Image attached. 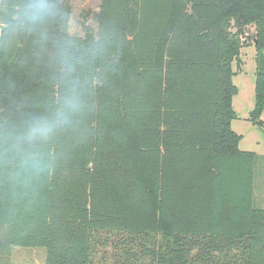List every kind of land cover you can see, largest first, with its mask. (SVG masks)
<instances>
[{
    "label": "trees",
    "instance_id": "1",
    "mask_svg": "<svg viewBox=\"0 0 264 264\" xmlns=\"http://www.w3.org/2000/svg\"><path fill=\"white\" fill-rule=\"evenodd\" d=\"M71 14L0 0V264L12 247L46 264H264L258 157L231 129L245 38L263 126L264 0H100L82 35Z\"/></svg>",
    "mask_w": 264,
    "mask_h": 264
},
{
    "label": "rangeland",
    "instance_id": "2",
    "mask_svg": "<svg viewBox=\"0 0 264 264\" xmlns=\"http://www.w3.org/2000/svg\"><path fill=\"white\" fill-rule=\"evenodd\" d=\"M69 1L72 9L70 20V33L79 35L82 33V22L85 21V10L77 0ZM245 36L253 34V27H247ZM244 38H242L243 40ZM244 44L240 51V67L237 69L233 63L236 75L233 84L237 88V94L232 99V108L236 113V119L231 123L234 133L241 136L238 147L241 151L253 152L257 155L256 178L254 187V200L256 204L264 207V110L261 114L262 127L256 126L249 120V114L254 109L255 103V48L252 41L243 40ZM107 253L112 250L107 249ZM9 260L12 264H46V251L42 248L12 247Z\"/></svg>",
    "mask_w": 264,
    "mask_h": 264
},
{
    "label": "crops",
    "instance_id": "3",
    "mask_svg": "<svg viewBox=\"0 0 264 264\" xmlns=\"http://www.w3.org/2000/svg\"><path fill=\"white\" fill-rule=\"evenodd\" d=\"M67 3L69 1H66ZM79 6L85 10V21L82 22L85 26L95 27L93 22V15L99 11L100 0H77ZM83 33L79 34L82 35ZM255 202L256 198H255Z\"/></svg>",
    "mask_w": 264,
    "mask_h": 264
},
{
    "label": "water",
    "instance_id": "4",
    "mask_svg": "<svg viewBox=\"0 0 264 264\" xmlns=\"http://www.w3.org/2000/svg\"><path fill=\"white\" fill-rule=\"evenodd\" d=\"M254 43L256 44V41H254Z\"/></svg>",
    "mask_w": 264,
    "mask_h": 264
}]
</instances>
